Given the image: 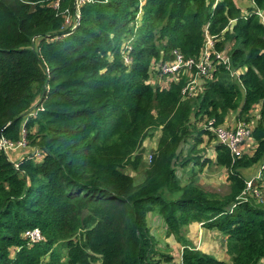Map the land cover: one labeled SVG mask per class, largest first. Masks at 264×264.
Returning <instances> with one entry per match:
<instances>
[{
    "label": "trees",
    "instance_id": "obj_1",
    "mask_svg": "<svg viewBox=\"0 0 264 264\" xmlns=\"http://www.w3.org/2000/svg\"><path fill=\"white\" fill-rule=\"evenodd\" d=\"M255 3L244 13L236 0H0L1 136L17 143L25 130L41 153L13 161L0 151V264H264V203L238 200L264 159V25L254 14L264 0ZM207 27L232 70L247 71L220 66L191 99L187 77L162 91L149 84L152 63L174 51L198 60ZM231 112L253 125L256 148L233 159L215 145L230 187L220 197L197 172L182 182L176 165L211 164L193 155L214 140L199 124ZM159 131L137 183L126 170L138 171ZM193 223L225 236L230 262L188 243ZM32 229L44 239L30 243ZM157 231L175 236L180 256L158 248Z\"/></svg>",
    "mask_w": 264,
    "mask_h": 264
},
{
    "label": "built area",
    "instance_id": "obj_2",
    "mask_svg": "<svg viewBox=\"0 0 264 264\" xmlns=\"http://www.w3.org/2000/svg\"><path fill=\"white\" fill-rule=\"evenodd\" d=\"M90 1L91 0H77V3L80 6V4ZM251 1L254 6H256L255 0ZM254 14L259 17L261 23L264 25V10L257 8ZM216 43L217 37L211 36L207 27L205 29V45L198 60L185 59L179 51H174V59L172 61L152 63L149 84L160 85L162 84L160 80H166V82L160 86L162 91L168 89L171 84H178L182 77H187L188 80L186 86L182 90V94L186 99H191L203 93L205 88L203 80L205 78L213 80L214 73L220 66H224L228 69L232 76L240 77L243 71L232 70L231 59L228 54L229 49L226 48L224 51H218ZM151 73H153L158 80L155 81ZM252 126L253 125H249L242 121L235 122L234 126H227L225 122L222 125L216 126L215 119H212L208 122L206 128L216 137V143L227 147L233 159H236L248 155L249 153L252 155V146L256 148V143L254 144L255 141L252 139ZM18 150L23 152L21 160L29 153H34L37 158L41 156L39 151H34L29 148L25 130L22 131V139L17 143L11 142L0 135V151L7 154L9 151L13 152ZM19 158L17 159L20 160ZM151 159L152 155H150V161H152ZM245 183V190L238 200L247 202L250 198H254L258 203H263L264 191L262 187L264 186V159L259 164L258 170L253 177L246 179ZM24 237L28 239L30 243H37L44 239L39 229L27 230L24 233ZM172 264H183V262L182 259H176Z\"/></svg>",
    "mask_w": 264,
    "mask_h": 264
},
{
    "label": "rangeland",
    "instance_id": "obj_3",
    "mask_svg": "<svg viewBox=\"0 0 264 264\" xmlns=\"http://www.w3.org/2000/svg\"><path fill=\"white\" fill-rule=\"evenodd\" d=\"M236 1L238 3V7H240V9L244 13L248 12V9H249L248 7L252 6L254 8V4L251 0H247V1L246 0H236ZM142 3L144 4L145 0H142ZM70 24H72V21H69V27H71ZM239 70L243 71V73L245 71H247L246 68L245 69H239ZM243 73H241V74H243ZM151 75L155 81L158 80L154 76L153 73H151ZM151 82H152V79H151ZM160 82H162V84H160V85L155 84L152 86L153 87H157V86L160 87L163 85V83L166 82V80H164V81L160 80ZM257 112H258V109L255 108L254 114H257ZM236 115H237L236 112H231L229 114L228 121L226 123L227 126H234V122L237 121ZM199 126L200 127L204 126L203 128H206V124L203 125L200 123ZM154 135H155L154 137L147 138L145 140V142L143 143V147L141 150L143 153V162L140 165L138 171H133L132 169L126 170V172L129 173V175L135 177L137 183L142 182L144 179V176H143L144 171L148 167L147 165L150 164V155H152L153 151H155L158 147L161 131L156 132ZM204 139H205V142L199 148V153L193 154V155L201 156L202 162L206 161L207 159L212 158L213 159L212 163L211 164L207 163L202 170L200 169V166H195L193 162L190 163L186 168H182L180 166V164L178 163L176 165L177 174L180 177L181 181L185 182V181L189 180V177L192 173L197 172L198 183L204 190H206L207 192H210L212 194H216L220 197H224L229 193L230 187H229V183H228V172H227V170L215 164V159L217 157V154L215 153V149H214L215 145L217 144L216 143V137L214 136V140H212V141H209L208 140L209 138L207 136H205ZM254 144H255V142H254ZM182 150H183V158H180V161L187 157L188 146L183 145ZM254 150H255V147L252 146V153L254 152ZM15 153H16V151H13V152L9 151L7 153V155H9V157L13 161H15L17 158H19L21 156V154H20L16 158ZM22 154H23V152H22ZM250 154L251 153H249L248 155H250ZM21 158H22V156L19 159L21 160ZM258 167L259 166H255L251 170L252 174L256 173V171L258 170ZM246 175H249V173H246ZM262 189L264 191V186L262 187ZM154 216H155V218L152 219V222H159L160 216L158 217L155 214H154ZM149 219H150V217H149ZM186 230H187V239L189 241L188 243L190 245L195 246L197 249L200 248L201 251H203L209 255H212V256L216 255L220 258H225L227 256L229 258V261H227V262H230V257L227 254V241L225 240V238H222L221 236H218L216 234H211V233H207L206 235L200 234L199 232H197L198 228L190 229L188 227ZM211 231H217V230H211ZM154 237L158 241V248L161 249V251L163 253H166L168 255H172L174 258H177L178 256H180V253H182V251L184 249L181 244L177 243L174 235L167 234V232L165 233V231H162V232L157 231L155 233ZM14 251L15 250H12V255H14V253H15ZM62 253H64V252L62 251Z\"/></svg>",
    "mask_w": 264,
    "mask_h": 264
},
{
    "label": "crops",
    "instance_id": "obj_4",
    "mask_svg": "<svg viewBox=\"0 0 264 264\" xmlns=\"http://www.w3.org/2000/svg\"><path fill=\"white\" fill-rule=\"evenodd\" d=\"M228 121V117L226 118V121L225 123H227ZM237 122V121H235ZM234 122V123H235ZM16 158L21 154L22 155V152L21 151H16ZM190 229H195V228H198V231L200 234H207V233H211V234H216L218 236H221L222 238H225V236L223 234H221L220 232H217V231H211V230H207L205 227H202L201 223H193L192 225L189 226ZM200 250V248H199ZM214 257H216L218 260H222V261H229V258L226 256L225 258H220L216 255H213Z\"/></svg>",
    "mask_w": 264,
    "mask_h": 264
},
{
    "label": "water",
    "instance_id": "obj_5",
    "mask_svg": "<svg viewBox=\"0 0 264 264\" xmlns=\"http://www.w3.org/2000/svg\"><path fill=\"white\" fill-rule=\"evenodd\" d=\"M0 135H1V132H0Z\"/></svg>",
    "mask_w": 264,
    "mask_h": 264
}]
</instances>
